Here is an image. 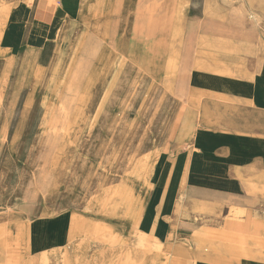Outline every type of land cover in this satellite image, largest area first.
Masks as SVG:
<instances>
[{
  "label": "crops",
  "instance_id": "1",
  "mask_svg": "<svg viewBox=\"0 0 264 264\" xmlns=\"http://www.w3.org/2000/svg\"><path fill=\"white\" fill-rule=\"evenodd\" d=\"M32 1L21 0L17 6L0 1L4 84L19 46L23 52L38 47L48 60L60 53L70 33V41L77 36L76 44L85 39L87 48L91 42L92 50L99 49L87 79H107L104 75L117 65L120 75L133 73L134 80L151 81L143 95L165 98L164 109L156 112L164 113L171 126V143L160 164L145 170L154 178L151 186L147 179L149 186L142 191L148 199L130 205L121 197L114 202L117 212L108 216L124 217L137 241L172 247V257L196 264H264L263 220L253 214L264 208V0L261 6L255 0H213L217 17L207 15L209 0H185L178 52L181 63L187 59L190 67L182 95L186 102L173 124L174 14L179 0ZM244 11L253 20H239ZM106 110L115 112L110 106ZM174 129H182L181 136L174 138ZM234 212L246 216L230 217ZM194 217L205 226L193 225ZM68 225L69 241L93 236L92 217L74 215L58 229ZM41 236L34 235L37 241ZM108 237L115 238L111 232ZM49 244L40 248L60 246Z\"/></svg>",
  "mask_w": 264,
  "mask_h": 264
},
{
  "label": "rangeland",
  "instance_id": "2",
  "mask_svg": "<svg viewBox=\"0 0 264 264\" xmlns=\"http://www.w3.org/2000/svg\"><path fill=\"white\" fill-rule=\"evenodd\" d=\"M0 1L17 6L21 0ZM76 37L69 44L74 46ZM91 44L87 48L82 41L70 67L71 78L61 74L64 86L51 99L48 60L36 90L17 92L19 65L4 84L5 61L0 59V264H196L185 257H172V247L137 241L124 217L120 221L113 214L108 216L109 211L117 212L114 202L121 197L126 196L130 205L148 199L142 191L154 178L145 170L160 164L159 157L171 143V126L165 122L164 113L156 112L164 109L165 98L143 95L151 81L134 80L133 73L120 75L117 65L111 66L104 81L110 86L112 82L131 84L123 86V94L112 92L115 112L106 110L95 84L99 80L87 79L92 77L99 52L92 50ZM18 48L22 53L23 46ZM181 61L174 72L172 124L186 102L182 95L190 66L187 59ZM154 83L162 85L160 80ZM91 84L95 87L88 94ZM101 127L102 133L108 129L103 138L99 137ZM173 131L174 138L182 134V129ZM253 212L256 219L263 220L264 229V208ZM74 215L92 217V237L69 241L70 226L58 229L61 224L66 227ZM233 215L238 219L246 216L234 212L230 217ZM192 219L196 227L205 226L198 224V217ZM59 230L65 233L58 235ZM39 232L42 236L37 241L34 235ZM110 232L114 240L108 237ZM49 243L60 246L41 249Z\"/></svg>",
  "mask_w": 264,
  "mask_h": 264
},
{
  "label": "bare ground",
  "instance_id": "3",
  "mask_svg": "<svg viewBox=\"0 0 264 264\" xmlns=\"http://www.w3.org/2000/svg\"><path fill=\"white\" fill-rule=\"evenodd\" d=\"M216 3L217 2H215L213 0L207 1V5H206L207 15L209 14V15L214 16V17L218 16V12L216 10H214L215 7H216ZM255 3L258 4L259 6H261V1L260 0H255ZM175 7H176L175 8V14H174L175 32H174V38H173V44H174V50H175L174 72L176 71L178 63H179V60H180L178 48H179V46H180V44H181V42L183 40V37H182V35L180 33V29L182 30V28H183V16H182L183 13L182 12L186 8L185 0L177 1ZM239 16H241V18L238 17L239 20L242 19L241 21H245L246 19L253 20V17H254L252 15V13H249V12L246 13L245 11L241 12ZM70 37H71V35L69 33L67 35V37H66L65 43L62 46V49H61L60 53L51 54L52 57H53V58H51L52 60L49 58L48 61H47V59L45 58L46 56L43 55V52L38 51V47L26 49V51L22 52V53L21 52L20 53H18V52L15 53V55L13 56L12 60L10 61L9 65H8L7 76L8 77L11 76L10 74L13 73L14 66H16V64H17V66L19 65L18 75H17V84H16L17 92H19L21 90H25V89H28V90L30 89L31 92L36 90L35 89L36 85L38 84L39 79H41L42 76H43L42 75V73H43L42 67H43V65H45V63L47 61L49 71H51V74H52L51 77H50V80H49V82L47 84V90H48V93H49L48 95H49L50 99L51 98H55L58 95L60 89L64 86V84H62V82H61V77H62L61 74L63 73L67 80L71 78L70 67L73 65V63H75V56L77 55L78 50L81 48L82 41H79L77 44H75L73 46V45L69 44L71 42L70 41ZM67 44H69V45H67ZM97 73L100 74V69L97 71ZM257 79H258V77H257ZM98 80L99 81L96 82L95 84H96V86L98 85L100 94H102V96L100 95L101 96L100 98L102 99V101H104L105 107H107V105H108L111 108L112 107L114 108V106L111 105V104L113 103L114 98H115L114 97L115 94L112 93V92L113 91L116 92L115 90H117L118 94H122L123 93V86L125 88H127L128 84H131L130 82H112V85L110 86L109 85L110 82L106 83L104 81V79H101L100 77H99ZM118 83H119V86L117 87V89H115L116 86L118 85ZM95 84H93V85L91 84L90 85L89 90H88V94L90 92V89L95 87ZM252 90H254V89H252ZM93 91H94V89H93ZM84 92H87L86 89H85ZM243 93H244V91H243ZM103 95H105V97ZM88 98H89V95H88ZM31 99H33V98H31ZM53 101L54 100L52 99V102ZM115 101L117 103L119 101L118 98L115 99ZM50 103H51V101H49V105H51ZM85 103H86V101H85ZM87 103H88V100H87ZM262 103L264 104V102H262ZM119 108H120V106H119ZM48 110H51V109H48ZM102 129L103 128L101 127L100 128V130H101L100 131V136H99L101 138H103L108 133L107 132L108 129L103 130V133H102ZM259 147H261V146H259ZM233 148H236V147H233ZM247 151H248V149H247ZM255 152H257V151L254 150V153ZM249 153H251V152H249ZM234 155H236V154L234 153ZM241 156H243V155H241ZM246 156H248V155H246ZM238 159H239V157H238ZM239 162H240V160H239Z\"/></svg>",
  "mask_w": 264,
  "mask_h": 264
}]
</instances>
